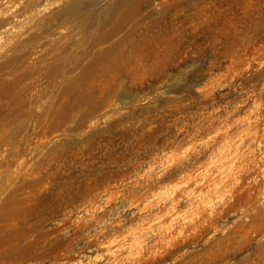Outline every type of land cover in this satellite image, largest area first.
<instances>
[{"label": "rangeland", "instance_id": "374dc122", "mask_svg": "<svg viewBox=\"0 0 264 264\" xmlns=\"http://www.w3.org/2000/svg\"><path fill=\"white\" fill-rule=\"evenodd\" d=\"M0 264H264V0H0Z\"/></svg>", "mask_w": 264, "mask_h": 264}]
</instances>
